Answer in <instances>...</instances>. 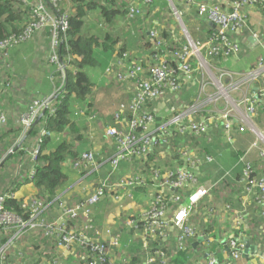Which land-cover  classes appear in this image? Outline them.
Wrapping results in <instances>:
<instances>
[{
    "label": "built area",
    "instance_id": "obj_1",
    "mask_svg": "<svg viewBox=\"0 0 264 264\" xmlns=\"http://www.w3.org/2000/svg\"><path fill=\"white\" fill-rule=\"evenodd\" d=\"M25 2L31 7L33 14L36 16L37 21H33L26 28L24 33L20 36H11L8 40L0 41V51L4 57H9L10 50L22 43L26 39L33 38L36 32L43 33L44 28H52V37L49 43L48 61L51 66L55 67V71L51 73L50 79L56 80L61 78L60 83L56 85L55 90L48 96L39 97L34 99L27 113L22 115L21 124L24 126V131L19 139L23 141L28 129L34 125L40 115L46 109L55 111L54 104L57 102L56 97L59 96L64 88L63 85L66 80L67 70L71 67L70 57L62 60L60 52L62 39L66 30L70 25L68 12H75V5L72 6L71 0H19ZM122 1V0H121ZM154 0H127L123 1L127 5V17L134 19L144 14V6L149 5ZM176 1V3L186 2V11L195 6L199 10L200 15L206 16L211 25L215 26L216 32L205 40L198 41L191 36H188L187 28H185L186 38L188 43L182 46L181 51L174 53V56L180 61L178 69L181 72L179 78L173 76V71L170 70L167 59L164 55H156V62L151 68V77L142 78L141 75L145 74L146 69L144 66L133 60L129 62V55L123 53L121 57L114 58L105 70L106 76L113 79L115 83L129 87V91H133V100L129 105L127 102L122 103L115 110L114 115L120 127L110 126L107 127L106 135L109 139L113 140L116 145V152L110 158L112 169L110 174L99 180L98 186L95 188L94 193L87 199V202L77 203L76 205H65L61 209L59 217L54 221H49L47 217H41L43 210L46 208L44 202L35 198L30 203L31 220L25 221L24 219L7 211L4 206V197H0V235L9 233L12 229H17L16 233L22 231L40 230L50 237L63 236L58 245L60 252L72 253L74 255L79 249L84 250L82 260L85 264H126V258L116 259L112 256L114 251L106 246V242L100 239H91L87 234V230L75 233L73 231L66 233L65 224L67 219H77L80 216L90 217L92 214L91 208L88 205L95 204L102 198H105L107 193H111L116 203H122L125 194L132 196L136 188L142 187L147 189V193L151 198L149 208L141 214L133 215L126 220L127 225L135 230L137 236L145 239L149 244L151 238L161 239L163 236L169 237L168 231L175 229L176 243L179 250H186L187 246L192 242L191 240L199 235V230L191 224V218L195 213V209L200 204L207 203L212 191L222 183H226L228 174L220 177L216 181L202 182L198 175L193 172V167L204 163L211 162L213 157L211 154H205V159L197 154V146L193 145L195 139H202L207 134L211 126L221 127L222 134L228 142L233 141L235 134L243 133L252 130L257 134V140L254 145L260 144V156L264 158V133L257 129L253 117L257 112V108L253 102L248 98H244L243 102H250L249 107L244 115H236L237 105L240 103L229 102L227 90H237L234 87L254 85L256 81L263 79L264 74V58L259 62L256 70L249 72L248 76L242 74H232L223 71L220 75L227 73L229 77L237 80L234 87L226 84H220L218 94L224 95L215 97L212 101H224L225 106L221 111L206 114L204 111L206 106L203 101H197L183 105L181 109L166 121H160L159 112L157 109H148V102L160 103L166 101L170 96H176L182 92L185 78L192 76L196 68L194 61L197 65L203 66L205 62L213 59L214 56L222 55L230 57L238 55L242 44L236 38L232 39L229 33H240L248 28V16L243 10L244 7L255 8L258 7L264 13V0H224L231 1L228 9H222L219 4L210 2L217 0H168ZM54 11H51L48 6ZM66 3L68 6L67 11L61 13L62 4ZM104 3V2H101ZM147 3V4H146ZM171 5V4H170ZM143 7V8H142ZM178 11V9H176ZM186 11L179 10L180 17L186 14ZM150 37L153 39L154 46L158 48L163 47L166 41L160 38L159 28H154L149 31ZM192 38V43L190 41ZM194 43V44H193ZM194 46V49H193ZM201 50L204 52V57L199 54ZM201 60V62H200ZM210 66V65H209ZM204 67V66H203ZM198 69L200 67L197 66ZM256 68V67H255ZM59 73V77L58 74ZM57 75V76H56ZM59 78V79H60ZM203 81H205L203 79ZM208 83L200 87V96L205 93V88ZM216 85V83L214 82ZM136 86V88H135ZM258 89V88H257ZM258 96L264 97V81L258 91ZM203 105V106H202ZM130 109L132 112L131 120L125 121L122 118L124 112ZM95 116V115H94ZM96 117V116H95ZM236 117V119H234ZM161 122L159 126H156ZM8 123V115L5 111H0V129ZM142 129L140 132L139 129ZM46 133V132H43ZM51 134L50 131H47ZM168 150L166 156H171V150L177 149L179 157H176L175 163L177 166L173 170L166 168L165 170L154 167L150 175L132 174L126 175L119 180H113L114 174L120 168L122 162L129 164H136L137 159L142 157L150 148ZM40 150V145H36L35 149L30 151L32 157H36ZM172 157V156H171ZM244 161V157H242ZM85 164L93 166L94 170H101V165L98 163L96 153L90 149L82 152L81 158L75 162L74 168L81 171ZM254 166L251 162L244 161V167L240 177V183L243 186V191L238 194L237 199L246 205L250 201H254L260 208L261 215L264 217V174L254 175ZM31 176L35 175V170L31 171ZM222 216H230L233 209V203L229 200L225 201L222 208ZM209 218L214 214V209H207ZM240 211V210H239ZM235 215L233 218V227L236 228L234 233H231L228 239H221L225 243L228 252H224V256L220 257L214 250H207L205 260L202 264H247L244 261V250L246 248V240L244 232L241 228L240 217ZM135 217H140L143 222L145 231L142 234L140 224ZM93 228L90 222L85 225L84 229ZM83 230V229H81ZM65 232V235L63 234ZM264 229L261 231L263 234ZM14 237L2 249L4 254L6 251L13 247ZM10 245V247H8ZM110 246L115 247L119 245V237L112 236L109 243ZM88 247L96 251V257H89ZM64 250V251H62ZM67 251V252H66ZM18 260H10L6 264H23L19 260L24 254L21 251L17 252ZM64 257V256H63ZM78 258V257H77ZM76 258V259H77ZM44 259V258H43ZM166 257L160 259V253L157 257L152 258L148 264H169L165 260ZM28 260V257L26 258ZM57 260H46L45 264H57ZM197 262V263H199ZM27 264V261L25 262Z\"/></svg>",
    "mask_w": 264,
    "mask_h": 264
},
{
    "label": "trees",
    "instance_id": "obj_2",
    "mask_svg": "<svg viewBox=\"0 0 264 264\" xmlns=\"http://www.w3.org/2000/svg\"><path fill=\"white\" fill-rule=\"evenodd\" d=\"M70 2L72 6L75 5V12H68L70 17V25L62 39L60 52L62 54L63 61L70 57L71 67L66 73L67 77L63 85L64 90L59 96L56 97L57 102L54 104L55 111L52 112L51 109H46L42 116L40 115L39 120L28 129L24 140L18 141L17 144L15 143L14 145L15 140L12 141L10 139L12 131L10 128H8L10 123H13L14 120H11L12 122L10 121L8 112L9 107L3 106L5 110L7 109L8 123L0 129V132L2 131L0 133V161H2V159L5 157L7 158L0 163V197H4L3 206L7 211L24 219L25 221L31 220L29 205L35 198H38L44 202L46 208L43 210L41 217H47L49 221L56 220L61 213L62 207L70 204L67 197L65 195L62 196L61 194L64 187L69 182L71 175L73 174L72 169H74L75 162L81 158L82 150L80 149V145L87 143V139L82 131L87 128L85 124L86 121L89 123L91 122L89 117L96 115L95 122H97V119L100 121H108V124L105 128L110 126L120 127L114 114L112 117L107 118H105L106 116L103 117L99 114L97 115L98 111L95 107V104L93 103V97L91 95L94 92V88L96 87L95 85L101 82L99 81L100 79H108V81L110 79L114 81L113 79L106 76L105 70L114 58L121 57L123 53H125L123 49H125L127 45L122 44V49L119 46L116 47L119 43H122L119 37L115 36H120V32L118 34L113 33L114 29H119L117 24H119L118 21L120 20L121 15L125 16L124 28H126V26H130V28L135 27L136 30H140L139 27L138 29L136 28V23L141 20L140 17L142 15L134 19H129L127 17V5L121 0H71ZM152 4L153 3H150L148 7L152 6ZM216 4H219L224 10L227 9L224 8L221 3ZM46 5L51 11H53L49 7V4L46 3ZM192 8L193 12L189 15H185V26L187 25L189 28H193V34L195 31H197L198 35H194V37L196 36L195 38L193 37L194 39L198 41L205 40L216 32L215 26H210L209 24V29L205 32L207 36L204 38L202 31L205 30V25L208 27L209 20L206 16L200 15L199 10H197L195 6H192ZM67 9L68 6L66 3H64L62 4L60 12L63 13L67 11ZM37 19L38 18H36V16L33 14L31 7L25 2L19 0H0V41L8 40L11 36L22 35L30 23L37 21ZM203 19L206 20L207 24L201 22L204 21ZM152 24L145 30V33H143L144 35L142 37V42L141 40L139 41L137 49H134L135 45L137 44V39L135 38L137 33L135 34L136 31L132 32L133 36L130 37L131 39L129 38V46L132 48V50H129L131 52V55L129 56V62L135 60L141 63L146 69L145 74L141 75V77L149 78L151 77L150 70L156 62L155 57L156 55L161 54L167 59L168 66L170 70L173 71V76L175 78H179L181 76V72L178 69L180 61L174 56V53L182 50V46L188 43L187 38L184 35L177 36L176 30L174 29L168 30L164 27V29L159 28L160 38L164 39L166 44L163 47L158 48L157 46H154L153 39L149 35V31L151 29L157 28ZM144 25L142 26L143 29ZM121 32H123L126 36L131 34L125 33L124 30ZM234 34L235 33H229V36L232 39H236L237 37L234 36ZM34 37L40 38L41 41H43L44 44L48 46L52 37V28H44L42 34L36 32ZM33 38L26 39L22 43L13 47L9 52V57L11 52L16 47L28 43ZM48 49L50 48L48 47ZM1 52L2 51H0V53ZM230 57L217 55L214 56L210 62L213 61L214 63L216 62L215 59H228ZM196 65L197 63H194V66ZM50 68H46L47 74L45 75V78H47L51 84L54 80L51 81L50 76L51 73L56 69L54 66H50ZM96 69H99L102 71V73H99V75ZM57 74L59 77V73ZM13 75L14 74H12V77ZM59 78L56 79V85L60 83L61 78ZM263 81L264 78L256 81L255 86L260 89ZM20 82L30 87L29 83L24 78L22 81H19L14 88H12L10 85L12 89H7H15L18 93V89L21 87ZM50 84H47V86L43 87L38 85L35 86L34 90L37 95L32 98L27 111L24 113L21 112L23 113L21 116L29 111L34 99L39 98L40 94H43L41 90H44L45 96L53 93L54 89L50 87ZM182 84H184V82H182ZM129 92L130 94L128 95L127 100L128 105L130 106L133 100L134 92ZM26 95L30 96L31 93H27ZM260 99L261 102L256 104V106H263L261 103H264V97L261 96ZM164 102L160 101L158 104ZM172 102L173 104H176V102ZM182 103H180L179 106L182 107L183 105H188ZM147 105L148 106L146 107L148 109H159L156 103L148 102ZM257 109L259 110V108ZM175 113H177L176 110L173 111L172 115ZM256 115L257 112L255 116ZM122 118L125 119V121L131 120V110L127 109L124 112ZM169 118L170 116L160 119V121H166ZM160 124L161 122H158L156 126H159ZM17 130L21 131L22 135L24 126L20 123ZM139 130L142 132L141 128ZM47 131H50V133L54 132L56 136L53 137L51 134H48ZM207 134H205L204 137ZM112 141L114 143V139ZM199 141L200 140L195 139L193 141V145L197 146ZM33 143H35L33 146L40 145V150L36 157L27 155V150L29 148L31 149ZM160 151L161 149L156 147L150 148L144 155H142V157L137 159L136 164L139 167V174H145L148 176L152 173L154 167H159L163 170L166 168L173 170L177 166V163H175L176 157H179L177 149L171 150L170 153L172 157L167 156L168 160H162ZM258 159L261 161L264 158H262V156L259 154ZM246 161L251 162V160L249 161L248 159H246ZM262 163L264 164V162ZM34 169L35 175L31 176V171ZM81 171H83V174L89 172V164H85ZM254 171V175L262 174L258 173L256 169H254ZM108 174H110V171L107 172V175ZM225 174L226 173L222 172L220 173L219 177H222ZM226 180L228 181V178ZM29 182H34V184L37 186V195H27L22 197L16 196V192H18L22 186ZM98 184L99 183L96 182L89 189L87 185H85L82 189L85 198H82L77 203L87 202V199L94 193ZM232 191L235 190L232 189ZM109 194L111 193H107L105 198H102L97 203L88 205V207L93 211L90 217L80 216L77 219H67L65 224L66 233L73 231L78 234L85 230L84 227L86 224H88V222H90L92 226H98L100 229L104 222L103 208L108 207ZM77 203L71 205H76ZM201 205L203 204H200V206ZM134 219H136L140 224L139 231L142 234L147 233L145 231L143 222L140 220V217H135ZM81 227H83V230H81ZM16 230L17 229L10 230L6 236L4 234L0 235V264H6L10 260H18V251H21L24 254V256L20 258V263H23L27 257H30L27 263L34 264L37 262V257L32 254L36 249H42L44 262L48 260V256L58 253L57 264H60L59 260L63 256L61 257V252L59 249L60 246L58 243L63 239L62 235L50 237L40 230H36V233L34 232L35 230H32V233L30 231L24 230L22 233L15 234ZM63 234L65 235V232ZM12 237H14V242L12 244L13 247L9 251L7 250L6 254H4L6 249L4 251H2V249H4ZM151 239L156 241L155 238ZM106 246L113 249L114 253L118 252L122 247H112L107 242ZM192 246L193 243L189 244L186 250H179L177 254L172 255V260L169 263H191L190 257L192 255ZM8 247H10V245ZM49 249H51L53 253L50 255L44 254V252ZM214 249H216V247ZM88 251L89 257H96V251H93L91 247H88Z\"/></svg>",
    "mask_w": 264,
    "mask_h": 264
},
{
    "label": "crops",
    "instance_id": "obj_3",
    "mask_svg": "<svg viewBox=\"0 0 264 264\" xmlns=\"http://www.w3.org/2000/svg\"><path fill=\"white\" fill-rule=\"evenodd\" d=\"M210 2L221 3L222 6L227 9L231 5V1L217 0ZM180 5L182 7L181 9L186 11L187 3L181 2ZM243 10L248 16V28L240 33L234 34V36H236L242 44L241 50L238 55H234L228 59H215L216 62L214 63L213 61L210 62L209 60V65L213 68V72L215 71L216 75H221L224 70L238 75L249 72L250 70L259 66V62L264 58V13L258 7H244ZM192 12L193 8L187 10L186 14L189 15ZM203 20L204 21L201 22L207 24L206 20ZM209 24L210 23L208 22V27L205 25V30L202 31L204 38L207 36L205 32L209 29ZM210 26L214 25L210 24ZM251 38L253 40H251ZM48 55V48L44 42L41 41L40 38L34 37L28 43L16 47L11 52L10 57H8L11 68H7V70L15 71L13 78H17L18 81H22L25 78L30 85V87H28V85L20 82L21 87L18 89L17 93L19 96L17 97L16 95L17 98L14 97L15 102H12L13 99H11V97H4V95L7 96L8 93L2 90L3 88L0 83V111H5L7 113V109L5 110L3 106L9 107L8 112L10 121L14 120V124L10 123L8 128H10L12 131L10 139L12 141L15 140L14 145L15 143L17 144L21 136V131L17 130L19 124L21 123V114L27 111L32 98L37 95L34 90L35 86L38 85L43 87L47 86V84H50V81L45 78L47 69L51 66L49 65ZM1 57L2 54L0 53V60L2 59ZM41 64L44 65L43 70H40ZM3 68L4 66L0 64V81L3 77V74H1ZM198 70L199 69L197 68L192 76L185 78L183 84V87L185 86V88H182V92L178 98L175 99V97L171 95L170 98L164 103L157 104V106L160 108L157 110L161 119L171 116L175 108L176 112L181 109L182 107L180 108L179 106L180 103L188 101L194 102L195 99L193 98H198L200 96V80L203 77V71L207 72L209 77V80L207 81V91L204 93L206 94V97L203 99V105L206 104L205 107L207 108L206 114H211L213 112L215 113L222 110L218 108V106L220 104L222 105V103H219V105L215 103L210 105L212 99L216 97L215 94H218V91H213L215 84L210 76L211 72H209L205 67L201 66V75H196ZM224 81L225 84H229L231 87H234L237 80H234L228 76L225 77ZM55 86L56 80L52 81L50 84V87H52L54 90ZM99 87L101 88V86ZM198 87L199 89L196 94L195 90ZM100 88L99 92L102 89ZM127 89L129 90V87ZM41 91L43 94H40V97L45 96L44 90ZM258 91L259 89H257L255 84L250 85L246 91H243V89L235 91V99L236 101L242 100L240 103L244 104L242 105L244 112L247 111L250 103L243 102L244 98H248L251 102H253V104H255V106L261 102V99L258 96ZM15 92L16 90L13 92V94ZM27 93H31L32 97L31 95L27 96ZM125 98L127 99V97ZM172 101L176 102V104H173ZM94 104L98 114L103 117L106 116L105 118H107L112 117L115 110L120 108L119 106L122 103L116 102L113 106L109 105L108 107H105L102 105V103H100L99 99L95 98ZM261 105L263 106H256V108H259V110L257 109V115L253 117V119L259 130H262L264 133V103L262 102ZM236 115H240L238 110H236ZM234 119H236V117H234ZM85 124L87 128L82 131V133L86 137L87 143L80 145V149L82 150L81 153L90 149L94 150L98 163L101 165V170H94L92 168L93 166L91 165L90 171L86 174H83V171H79L75 168L72 169L73 174L71 175L69 182L64 187L61 194L62 196L65 195L67 197L70 204L77 203L82 198H85L84 192L82 190L85 185H87L89 189L96 182H99L101 178H105L107 172L112 169L110 158L116 152V147L113 141L107 138L104 134V130L106 129L105 127L108 124V121L99 120L98 122L92 124L91 122L89 123L86 121ZM51 135L53 137L56 136L54 132H51ZM218 137H220L223 141L222 145H218L216 147L214 139ZM257 137L258 136L254 131L248 130L243 133L235 134L233 141L228 142L222 134L221 127L211 126L209 133L200 139V144H197V154H200V157L203 160L205 159V154H211L213 160L211 162H204L193 167V172L199 176L202 182L216 181L220 178V173L224 172L228 174V181L217 186L212 191L210 197L206 200L207 203L201 206L198 205L195 209V213L191 218V224L199 230V235L191 240L193 246L191 250L192 255L190 257L191 263L189 262V264H202L201 262L205 260V254L207 250H214L220 257L224 256V252H228L225 243L221 242V239H228L230 237L229 235L236 231V228L233 227V218L236 214L239 215L238 212L240 213V211H242L240 224L244 232L243 236L245 240H248L249 243L254 246V250L250 253L248 258L243 256L244 261L247 264H264V232L261 234V231L264 229V217L261 215L260 208L254 201H250L246 205H243L237 199L238 194L243 191V186L240 183V177L244 167V161H246V159L249 161L251 160V163L258 173L264 174V164L262 163L264 162V159L261 161L258 159L260 153L259 147H263V145L260 144L259 147L254 145ZM34 144L35 143L32 144L31 149L29 148L27 150L28 156H31L30 151L35 149L36 145L33 146ZM167 153L168 150L163 147V149L160 151L162 160H168V157L166 156ZM242 157H244V161H241L243 160ZM6 158L7 157L2 159V161L6 160ZM2 161H0V163ZM138 169L139 167L137 164L122 162L120 168L114 174L113 180L117 181L126 175L138 174ZM232 189L235 191H232ZM37 193V186L34 184V182H29L22 186V188L16 192L15 195L22 197L27 195H37ZM108 198V207L103 208L104 222L101 225V228L99 229L98 226H93V228L89 229L85 228L91 239H100L101 241L107 242L109 244L112 240V236L117 235L119 237V245L117 246L122 247L116 253L113 251L112 256L116 259L126 258V264H148L149 261L152 258L157 257V254L159 253L160 259L162 257H166L165 260L170 262L172 260V255L177 254L179 251L176 243L177 231L175 229H170L168 231V238L163 236L161 239H156V241L150 239L148 244L145 239L137 236L134 230L131 229L126 222V220L131 216L141 214L143 211L149 208L151 204V198L147 193V189L138 187L135 189V191H133L132 196L125 194L121 204L115 202L112 194H109ZM227 200L233 203L234 210L230 216L226 217L222 216L223 211L220 209ZM208 208L214 209L212 213L214 215H211V218L208 217ZM81 229H83V227H81ZM215 247L217 250L214 249ZM84 253V250L79 249L77 252L79 255L76 259L73 257L72 253L61 252V257L67 256L69 254V264H85L81 258ZM32 255L37 257V262L34 264H45L42 256V249H36ZM48 257L50 259L58 260V253ZM29 259L30 257H28V260L25 259L23 264H25L26 261L28 262ZM200 260L201 262H199Z\"/></svg>",
    "mask_w": 264,
    "mask_h": 264
},
{
    "label": "rangeland",
    "instance_id": "obj_4",
    "mask_svg": "<svg viewBox=\"0 0 264 264\" xmlns=\"http://www.w3.org/2000/svg\"><path fill=\"white\" fill-rule=\"evenodd\" d=\"M122 1H127V0H122ZM171 3H168V1L166 2V1H153L152 3V6H150V7H148V5H146V6H144V14L140 17V19L141 20H139L137 23H136V28L138 29V27H139V29L140 30H136L135 29V27H131L130 28V26H126V28H124V25H125V21H124V17L125 16H123V15H121V18H120V20L118 21L119 22V24H117V27H119V29H114L113 30V33L114 34H118L119 32H120V36H117V35H115L116 37H119V39H120V41H122V43H119L118 45H119V47L121 48H123V46H122V44H124V45H127L126 47H125V49H123L124 51H125V53L127 54V55H131V52L129 51V50H132V48L129 46V38L131 37V36H133V34H132V32H134V31H136L135 32V34L137 33V35L135 36V38L137 39V44L135 45V48L134 49H137V46H138V43H139V41L141 40V42H142V37H143V33H145V30L152 24L153 26H155V27H157V28H160V29H162L163 27L164 28H166V29H174V30H176V35L177 36H185L186 37V32H185V28H184V26H185V24H186V22H185V13H184V15L183 16H181L180 15V17H179V15H178V11L179 10H182L183 11V9H181L182 7H181V5H180V3H176V1H170ZM163 3V4H162ZM147 4V3H146ZM171 4V5H170ZM176 9H178V11L176 10ZM124 21V22H123ZM123 22V23H122ZM144 25V29L142 28V26ZM200 24H202V23H200ZM203 25V24H202ZM187 26V25H186ZM188 27V26H187ZM186 27V28H187ZM163 28V29H164ZM124 30V32L125 33H131V34H129L128 36H126V35H124V33L123 32H121V31H123ZM192 30H193V28H187V33H188V36H191V37H194V35H198L197 34V31H195L194 32V34L192 33ZM195 38V37H194ZM127 39H128V43H127ZM131 39V38H130ZM190 41H191V43H192V38H190ZM194 44V43H193ZM118 45L116 46V47H118ZM49 47V45L47 46V48ZM121 48V49H122ZM193 49H194V46H193ZM48 51H49V49H48ZM132 52H134V51H132ZM201 57H204V52H203V50H201V53L199 54ZM2 59L0 60V64H2L3 66H4V68L2 69V71H1V74H3V77H2V79H1V86H2V90L3 91H6L7 93H8V95L7 96H5L4 95V97L5 98H9V97H11V99H13V101L12 102H15V100H14V97L15 98H17L19 95H17V90H16V92L13 94V92L15 91V90H8L7 91V88H10V89H12V88H14L17 84H18V79L16 78V79H13V77H12V74H15V71L14 70H7V68L9 69V68H11V66H10V64H9V61H8V58L7 57H3V55H2V57H1ZM204 62H205V64L203 65L209 72H211L210 73V76H211V78H212V80H213V82H215L216 83V85H215V88H213V91H218V92H222V90H219V85L222 83V84H224V80H225V77H228V75H227V73H225L224 75H223V78H221L220 77V75L218 74V75H216L215 74V71L213 72V68L211 67V66H209V61H207V63H206V60L204 59L203 60ZM200 62H201V60H200ZM194 63H197L196 61H194ZM197 66L198 67H201V65H199V63H198V65H196V66H194V67H196V69H197ZM40 67H41V69L40 70H43L44 68V65L43 64H41L40 65ZM207 67H209V68H207ZM258 67H256V68H254V69H252V70H256ZM252 70H250V71H252ZM11 71V72H10ZM96 71H97V73L99 74H101L102 73V71H100L99 69H96ZM249 71V72H250ZM249 72H245V73H243L244 75H245V77L246 76H248V74H249ZM203 73V77L201 78V80H200V82H201V86L202 85H205V82H207L208 80H209V77H208V74H207V72H205V71H203L202 72ZM99 74V75H100ZM196 75H201V72H200V69L198 70V73L196 74ZM17 76V75H16ZM203 79L205 80V81H203ZM99 81H101L100 83L101 84H97V86L94 88V92L92 93V99H93V103L95 102V98H97V99H99V101H100V103H102V105L103 106H105V107H108L109 105H114L116 102L117 103H126L127 102V99L125 98V97H128V95L130 94V92H127V91H129L125 86H123V85H120V83H116L115 84V82L114 81H112V80H110L109 79V81H108V79L107 80H99ZM16 82V83H15ZM10 85H11V87H10ZM189 85V84H188ZM187 85V86H188ZM227 86L229 85V84H226ZM99 86H101V88L99 87ZM99 88L101 89L100 90V92H99ZM183 88H185V86L183 87ZM235 89H237V90H235V91H238V90H240L239 88L240 87H234ZM186 89H187V87H186ZM198 89H199V87L195 90L196 91V94H197V91H198ZM242 89H243V91H246L247 90V87L246 86H242ZM184 90V89H183ZM205 92L207 91V85H206V88H205V90H204ZM235 91H229V90H227V93L229 94L228 95V101L229 102H234L235 104H237V102L238 103H240V102H242V100H240V101H236V99H235ZM217 93V92H216ZM198 94H199V92H198ZM16 95H17V97H16ZM180 94H178L177 96H176V98H178V96H179ZM217 97H220V96H224V95H222V93L221 94H215ZM197 96V95H196ZM236 96H238V95H236ZM206 97V94H204V93H202L201 94V97L200 98H197V97H194L193 99H195V100H197V101H203V99ZM175 98V99H176ZM103 99H104V101H103ZM241 99V98H240ZM175 101V100H174ZM191 102L190 101H188V102H183L182 104H190ZM218 104L219 105V103H222V105H225V102L222 100V101H220V102H216V101H211V104L210 105H212V104ZM209 105V106H210ZM221 104L218 106V108L219 109H223L224 108V106H222ZM242 105H244L243 103H240V105H237V110L240 112V114H242V115H244L245 114V112H244V110L242 109ZM159 107V106H158ZM208 107V106H207ZM160 109V108H159ZM158 109V110H159ZM206 107L204 108V111H206ZM175 110H176V108H175ZM174 110V111H175ZM97 115H98V113H97ZM100 115V114H99ZM96 116V115H95ZM94 115L92 116V117H89V120L92 122V123H94L95 121H96V117H95ZM99 121V119H97V122ZM96 123V122H95ZM100 123V122H99ZM98 123V124H99ZM255 123V122H254ZM255 126H256V128L257 129H259L258 127H257V125H256V123H255ZM89 131H90V129H89ZM262 131V130H261ZM104 134L105 135H109L108 133H107V129H105L104 130ZM90 137V136H89ZM214 141H215V144H216V147L218 146V145H222V139L220 138V137H218V138H215L214 139ZM200 142V141H199ZM198 144H200V143H198ZM115 147H116V145H115ZM124 165H126V164H124ZM93 175H95V174H93ZM120 204V203H119ZM62 251H64V250H62ZM67 252V251H66ZM53 252L51 251V249H49V250H46L45 252H44V254H47V255H50V254H52ZM68 253V252H67ZM78 255L79 254H77V253H75L74 255H73V257L74 258H77L78 257ZM69 257H70V255L68 254L67 256H64V257H62L60 260H59V263L60 264H69ZM20 261V260H19Z\"/></svg>",
    "mask_w": 264,
    "mask_h": 264
},
{
    "label": "water",
    "instance_id": "obj_5",
    "mask_svg": "<svg viewBox=\"0 0 264 264\" xmlns=\"http://www.w3.org/2000/svg\"><path fill=\"white\" fill-rule=\"evenodd\" d=\"M47 2H49V1L47 0ZM49 3H50V2H49ZM251 40H253V39L251 38ZM253 250H254V246H252V245L249 243V241L246 240V248H245V250H244V256L248 258L249 255H250V253H251Z\"/></svg>",
    "mask_w": 264,
    "mask_h": 264
}]
</instances>
